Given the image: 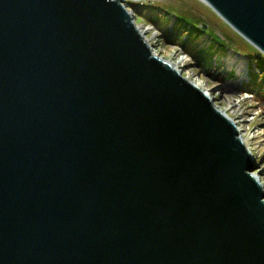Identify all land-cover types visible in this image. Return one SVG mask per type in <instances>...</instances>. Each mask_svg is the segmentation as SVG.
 <instances>
[{
    "label": "water",
    "instance_id": "95a60500",
    "mask_svg": "<svg viewBox=\"0 0 264 264\" xmlns=\"http://www.w3.org/2000/svg\"><path fill=\"white\" fill-rule=\"evenodd\" d=\"M204 1L264 55V0ZM128 3L0 0V264H264L253 155Z\"/></svg>",
    "mask_w": 264,
    "mask_h": 264
},
{
    "label": "rangeland",
    "instance_id": "374dc122",
    "mask_svg": "<svg viewBox=\"0 0 264 264\" xmlns=\"http://www.w3.org/2000/svg\"><path fill=\"white\" fill-rule=\"evenodd\" d=\"M144 1L140 5H127L135 15L136 24L149 29L146 36L150 37V43L163 58L183 60L186 64L183 73H194L196 80L213 88L214 102L242 122L247 136H255L251 142L256 166L253 171H257L256 179L264 182V76L256 77L264 75L260 58H257L264 55L211 6L200 0ZM175 14L187 18L184 22L187 29L182 30L181 37L175 36L179 31L174 28ZM197 23L208 26L196 45L203 48L213 46L203 53L212 58L209 64L191 54V50L181 42ZM217 87L222 89V93Z\"/></svg>",
    "mask_w": 264,
    "mask_h": 264
},
{
    "label": "bare ground",
    "instance_id": "6f19581e",
    "mask_svg": "<svg viewBox=\"0 0 264 264\" xmlns=\"http://www.w3.org/2000/svg\"><path fill=\"white\" fill-rule=\"evenodd\" d=\"M202 1L203 3H206L204 0H200ZM208 4V3H206ZM209 5V4H208ZM210 6V5H209ZM139 31L141 34H143V37L144 39L147 41V43L149 44V46L151 47V50H152V53L155 55V56H158L160 58H162L163 60L167 61L174 69H176L177 71H179L181 73V75L187 80L189 81L190 83H192L193 85H195L196 87H198L200 90H202L204 93H206L210 99L213 101V104L215 106V108H217V110H219L220 112H222L224 115H226L227 117H229L233 123L235 124L238 132H239V136H240V139L242 140V142L244 143V145L246 146V148L251 152V154L254 155V152H253V148L251 147V142L252 140L255 138V136L253 137H249L246 135V129L243 128L242 126V122L240 120H238L237 118L235 117H231L228 113V110L227 109H224V108H221L219 107L215 102L214 100L216 99V97L213 96L212 94V89L213 88H209L208 85L204 82H201L200 80H196V74L194 73H183L182 69L185 68V63L183 60H177V61H174V60H170V56H167L169 59H165L163 58L162 55H160L159 51L156 50L154 48V46H152L153 44L150 43V37L149 36H146V32L147 30L149 29H142L139 25H137ZM219 88V87H217ZM218 91H220L222 93V89H218ZM255 158V156H254ZM250 173L256 178V174H257V171H250ZM261 185H262V189H264V182H261Z\"/></svg>",
    "mask_w": 264,
    "mask_h": 264
},
{
    "label": "trees",
    "instance_id": "16d2710c",
    "mask_svg": "<svg viewBox=\"0 0 264 264\" xmlns=\"http://www.w3.org/2000/svg\"><path fill=\"white\" fill-rule=\"evenodd\" d=\"M166 12L168 15L170 14V12L168 10ZM175 17H176V20L174 23V28L175 29L178 28V30L180 31V32L179 31L176 32L175 36L181 37L182 36L181 35L182 30L187 29V27L184 23L187 20V18L185 16H179V15H176ZM203 34H205L204 31L202 30L201 26H199V23H197L196 25H194L189 30V33H187L184 37H182L181 42H182V45L184 47L189 48L191 50V54H194L197 58H201V61L207 62L209 64V62L211 61L212 58L210 56H204L203 53H204L205 49H207V48L212 49L211 47H213V46L210 45L207 48H203V47L196 45L199 38ZM259 62H260V66L262 67V69H264V56L259 59ZM259 76H264V75H262V74L258 75V76L256 75V77H259Z\"/></svg>",
    "mask_w": 264,
    "mask_h": 264
}]
</instances>
